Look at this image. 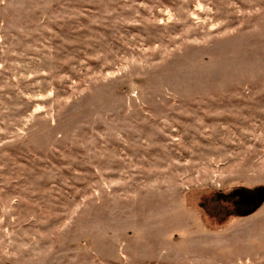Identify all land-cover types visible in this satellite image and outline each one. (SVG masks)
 Masks as SVG:
<instances>
[{
  "label": "rangeland",
  "instance_id": "obj_1",
  "mask_svg": "<svg viewBox=\"0 0 264 264\" xmlns=\"http://www.w3.org/2000/svg\"><path fill=\"white\" fill-rule=\"evenodd\" d=\"M264 0H0V264H264Z\"/></svg>",
  "mask_w": 264,
  "mask_h": 264
},
{
  "label": "water",
  "instance_id": "obj_2",
  "mask_svg": "<svg viewBox=\"0 0 264 264\" xmlns=\"http://www.w3.org/2000/svg\"><path fill=\"white\" fill-rule=\"evenodd\" d=\"M242 203L250 204L251 209L246 210L244 213L249 214L255 211L256 208H258L262 203H264V188L258 189L254 193L250 194L246 198H244L240 205ZM238 213H241L243 211H237Z\"/></svg>",
  "mask_w": 264,
  "mask_h": 264
},
{
  "label": "flooded vegetation",
  "instance_id": "obj_3",
  "mask_svg": "<svg viewBox=\"0 0 264 264\" xmlns=\"http://www.w3.org/2000/svg\"><path fill=\"white\" fill-rule=\"evenodd\" d=\"M249 209H251L250 204L242 203L241 205H239V207L236 209V211H243V212H245L246 210H249Z\"/></svg>",
  "mask_w": 264,
  "mask_h": 264
}]
</instances>
